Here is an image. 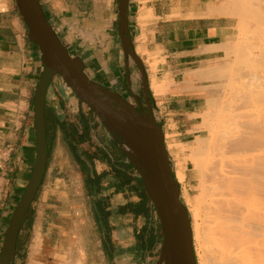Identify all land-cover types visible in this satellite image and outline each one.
Wrapping results in <instances>:
<instances>
[{"label": "crops", "instance_id": "crops-1", "mask_svg": "<svg viewBox=\"0 0 264 264\" xmlns=\"http://www.w3.org/2000/svg\"><path fill=\"white\" fill-rule=\"evenodd\" d=\"M39 3L69 54L82 59L85 73L122 95L112 85L116 78L110 77L125 64L117 26L118 0ZM222 3L128 0L133 49L149 81L153 75L158 79L165 73L171 76L174 84L162 101L170 113L183 115L175 124L187 125L181 130L185 135L195 125L188 122L194 119L203 94L180 90L202 85L188 72L205 67L223 52L217 47L231 23L228 16L217 13ZM138 49L143 52L139 54ZM145 51L159 52L157 57L163 59L156 58L153 75ZM42 71L40 50L28 40L15 1L0 0V151L10 148L0 164V252L35 160L33 102ZM156 119L163 124L162 118ZM45 122V172L21 225L12 264H157L164 235L139 171L122 145L58 76L47 90ZM161 128L166 130L165 125Z\"/></svg>", "mask_w": 264, "mask_h": 264}, {"label": "bare ground", "instance_id": "bare-ground-1", "mask_svg": "<svg viewBox=\"0 0 264 264\" xmlns=\"http://www.w3.org/2000/svg\"><path fill=\"white\" fill-rule=\"evenodd\" d=\"M218 12L239 19L243 43L229 46L224 41L217 47L232 52L233 63L210 62L188 72L203 84L180 91L206 92L209 97L199 113V126L193 128L194 138L181 142L180 151L171 146L168 150L177 160L180 154L187 157L185 163L177 161L174 179L184 185L190 163L197 181L193 197L190 188H184V205L194 218L199 245L196 264H264V0H230ZM152 60L155 65L157 60ZM227 71L234 72L229 77ZM173 84L165 73L160 80L151 79L150 89L165 94Z\"/></svg>", "mask_w": 264, "mask_h": 264}, {"label": "water", "instance_id": "water-1", "mask_svg": "<svg viewBox=\"0 0 264 264\" xmlns=\"http://www.w3.org/2000/svg\"><path fill=\"white\" fill-rule=\"evenodd\" d=\"M28 32V40L41 53L43 71L38 80L33 102L36 132L35 160L25 189L5 231L0 264H12L21 225L43 178L47 160L45 99L49 84L60 77L74 96L84 103L117 140L140 173L163 231V244L157 264H196L192 230L187 208L180 200L179 187L173 176L170 158L164 145L163 130L148 100L147 76L135 53L128 29V0H118V33L126 65L131 59L142 79L146 106L130 89L134 103L121 94L92 80L80 57L71 56L46 20L39 0H14Z\"/></svg>", "mask_w": 264, "mask_h": 264}, {"label": "rangeland", "instance_id": "rangeland-1", "mask_svg": "<svg viewBox=\"0 0 264 264\" xmlns=\"http://www.w3.org/2000/svg\"><path fill=\"white\" fill-rule=\"evenodd\" d=\"M229 1L230 0H223L222 7H224V5L227 6L228 3H229ZM225 16H228L230 18L231 27L227 30L226 36H225V38L221 42H224V41L229 42L228 43L229 46H232L236 42L238 44L240 43L239 45H242L243 42H241V41L243 40V36H242V34L240 35L242 28L239 27V24H238L239 23V19L236 16H230V15H225ZM231 35H232L233 38L231 37ZM240 38H242V39H240ZM144 40H145L144 37H142L141 38V41L144 42ZM226 42H225V44H226ZM230 43H232V44H230ZM222 47H224V45ZM138 51H139V54H141L143 52L141 49L140 50L138 49ZM223 51L224 52H222V54H221V56L219 58H217L215 60H212L210 62H221V61L223 62V61L226 60L227 62L230 61L231 63H233L234 62L233 59H235V57H234L235 55L232 52L231 53H227L226 52L227 51L226 49L223 50ZM224 53H226V55H225V56H227L226 58L224 56ZM145 54H146V64L149 66V69H150L149 72L153 75V69L151 67L154 68L156 64L154 65L153 62L151 63V60L153 59L155 61V60L158 59V60H160V62H162L163 59L157 57V55L159 54V52H157L156 54H152V53H148V52L145 51ZM223 56H224V58H223ZM152 57H154V58H152ZM139 58H140V56H139ZM140 60H141L142 64H144L141 58H140ZM210 62H208V64ZM156 63H157V61H156ZM151 65H153V66H151ZM127 67L129 68V72H130V75H129L128 78L126 76V65L125 64H123L122 66H120V68H118L117 70H113L111 72V74H110V77H112L113 79L116 78V82L112 84L113 87H116V89H118L122 93V95L124 96L125 99H127L130 102L134 103L133 97L131 96V94L129 92V89L136 96H138L139 94H142V89H143L142 79H141L140 72H139V70H138V68H137V66H136V64L134 63L133 60H131V59L128 60ZM143 67H144V65H143ZM144 71H145L146 76H147L146 70H144ZM228 72L229 71H227V75H228ZM232 72H234V71L229 72V77H230V75H231ZM153 77H156V76L153 75L151 77V79ZM226 78H228V76ZM160 79H158V80H160ZM109 80H110V78H109ZM150 81L147 78V85H148V90H149V98L151 99V104H152V107H153V113H154L155 117L156 116H159L160 118H162L163 124H161V125H165V129L166 130L163 131L164 145L166 147L167 153L169 152L168 155H169V158H170V163H171V166H172V170L174 171L177 161L180 160V162L185 163L186 160H187V157L186 156L184 157L182 154L179 153L181 158H178V160H177V158L174 156L175 154L174 153H171V151H169L168 148H169V146H171L175 151H177V150L180 151L181 146H182L180 144L181 142H183V141L184 142L190 141V140H192L194 138L195 133L193 131V128L194 127H198L199 126V123L201 122L200 121L199 113L202 112V110L204 108V105H205V101L204 100H205V98L209 97V94H207L206 92H202L203 99L200 102L199 107L196 108V112L197 113H195L194 116H192V114H191V116L194 117V119L191 120L190 122H188V123H191V124L195 123V125L194 126H191V127H188L189 128L188 133L190 131H191V133H189L188 135H185V134H182L181 130L183 128H186L187 125L184 126V127H181L179 125L181 122L179 124H175V119H179L180 118V120H181L183 118V115H178V114L173 115L172 113L169 112V110L167 108H165L166 105L162 101V96L165 95V94L164 93L154 94L153 91L150 89ZM143 91H144V89H143ZM165 119H170V120H165ZM166 123L167 124H170V127L166 126ZM184 158H186V159H184ZM189 165H190V168L187 169V171H186L187 172V177H186V181H185L184 185L178 183L175 180L177 182L178 187H179V190H180V199H181V201H182L183 204H184V200H185V190H184L185 187H189L190 188V195H189L190 197H193L196 194L194 188L197 185V181L195 180L194 175H193L194 174L193 173V169H192L193 166L190 163H189ZM186 208H187V206H186ZM188 214H189V211H188ZM189 220H190L191 229H192V236H193V239L192 240H193L194 252H195V256L197 257L196 259H198V254L197 253L199 252V245L197 243L198 242L197 239L195 240V237H194V235H195L194 234L195 233L194 232V228H193L194 227V225H193L194 218L189 215Z\"/></svg>", "mask_w": 264, "mask_h": 264}, {"label": "built area", "instance_id": "built-area-1", "mask_svg": "<svg viewBox=\"0 0 264 264\" xmlns=\"http://www.w3.org/2000/svg\"><path fill=\"white\" fill-rule=\"evenodd\" d=\"M10 152V148H4L0 151V164L1 166L5 162V160L8 158Z\"/></svg>", "mask_w": 264, "mask_h": 264}, {"label": "flooded vegetation", "instance_id": "flooded-vegetation-1", "mask_svg": "<svg viewBox=\"0 0 264 264\" xmlns=\"http://www.w3.org/2000/svg\"><path fill=\"white\" fill-rule=\"evenodd\" d=\"M138 98H139V102H140L141 106L145 107L146 101H145V93H144L143 89H142V94H139ZM148 100L151 102V99L149 97H148Z\"/></svg>", "mask_w": 264, "mask_h": 264}]
</instances>
